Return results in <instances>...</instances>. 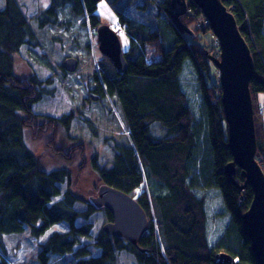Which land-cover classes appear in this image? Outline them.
<instances>
[{
    "label": "trees",
    "instance_id": "obj_1",
    "mask_svg": "<svg viewBox=\"0 0 264 264\" xmlns=\"http://www.w3.org/2000/svg\"><path fill=\"white\" fill-rule=\"evenodd\" d=\"M38 1H44L46 6H40L33 15L27 12L21 0L0 1L2 250L5 248L4 236L22 234L29 228L32 236L39 237L55 222L65 223L69 232L67 236L58 233L51 236L48 244L42 246L45 254L73 253L75 247H80L81 238H89L94 233L91 224L82 225V230L73 227L76 219L90 218L94 212L91 204H87V211L75 210L77 195L70 189L66 190L64 198L55 201L61 191L60 185L72 183L74 175L66 168L43 169L44 174H41L43 170L36 153L25 141L27 136L35 142L33 134H37L38 126H44L37 125V119L46 118L37 106L48 95L53 97L37 74V67L44 66L60 80L71 74L63 68L64 61L56 65L47 63L50 54L47 43L53 44L57 40L63 44L64 36L61 40L57 32L69 31L71 20H80V27H88L86 31L89 29L90 34L85 32L83 39L77 33L70 35L74 36L71 42L76 50L73 53L77 54L69 57H75L80 64L76 76L86 93L84 101L100 106L103 114L112 117L113 123L117 122V117L112 109L118 110L123 125L119 139L113 140L111 160L98 163V156H95L91 161L92 173L102 184L133 197L146 213L150 225L139 247L124 239L110 237L101 229L94 239L100 254L88 256L85 248H78L76 256L83 258L76 264H119L122 253L132 255L137 264H222L216 258L219 253L238 259V264H257L241 223V214L252 202V190L248 186V190L240 193L225 172L232 155L228 147L221 87L213 75L214 71L219 72L209 57L218 59L220 47L210 28H204L203 35H198L202 30L195 32L192 39L174 22L171 0L159 3L151 0L165 16L158 21L156 30L126 15L131 4L139 0H105L117 15L118 26L127 25L124 32L128 46L123 47L127 70L118 73L90 39L92 31L96 32L100 25L97 10L102 0ZM222 1L235 16L254 60L255 77L250 89L258 143L256 160L264 170V0ZM189 8L181 20H191L194 24L202 13L192 2H189ZM139 9L144 10V6ZM207 36L216 39L218 51L211 48L208 52L201 48L200 41ZM147 48L160 55V59L154 62L149 59ZM94 50L98 61L92 59ZM23 61L29 69L26 76L21 65ZM187 61L193 64L197 75L203 123L201 116L191 109L182 88L181 76ZM92 96L98 99L93 100ZM259 96H263L262 102ZM78 114L82 120L86 119L81 109ZM72 115L71 112L58 120L53 119L51 129L54 127L67 133L71 123L80 119H71ZM85 122L96 136L92 121ZM202 147L206 156L199 162ZM235 179L240 184L244 181L240 170ZM198 188L219 190L226 210L232 216V224L213 248L207 235L206 200L197 195ZM240 197H243L242 202ZM104 217L105 223L112 221L107 211ZM42 261L47 264L49 259Z\"/></svg>",
    "mask_w": 264,
    "mask_h": 264
},
{
    "label": "rangeland",
    "instance_id": "obj_2",
    "mask_svg": "<svg viewBox=\"0 0 264 264\" xmlns=\"http://www.w3.org/2000/svg\"><path fill=\"white\" fill-rule=\"evenodd\" d=\"M155 1L159 3L161 0ZM21 2H24L25 9L28 13H31V15L35 14L36 10L38 11L39 7L44 3V1L38 0H21ZM45 6L46 4L43 5V8ZM141 6H144V10L139 9ZM189 9L190 8H188V12ZM97 14L99 15L98 20L100 21V25H108L114 29L116 28L115 30L120 36L122 47L126 48L128 46L127 35L124 30H119L117 15L105 0H102L99 3ZM163 14L164 12L161 9L159 10L158 6L152 5L151 0H139L137 3L131 4V6L126 10V15L130 19L146 24L151 29L155 30L158 21L165 18ZM190 21L183 22L181 20L182 24L193 32V36L191 37L192 39L195 37V32L197 33L199 30H202V32L198 35H203L206 32V29H203L204 27H208L209 23L203 15L197 17L194 24ZM87 22V26H89V19ZM79 23H81L80 20H71L69 31L60 30L57 32V34L61 36V40L62 35L64 36L65 41L63 44L57 40H55V43L53 44L47 43L48 51L50 52L47 58V63H55L56 65L57 63H62L66 57H69L70 54H77L73 53L76 51L71 42L74 36L70 37V35L72 33H77L83 39L85 32L90 34L89 29L86 31L88 27H86V29H82ZM96 35V32L92 31L90 39L92 43L94 42L96 44L95 47L98 48ZM200 43L203 50H207L209 52L211 48H215L218 51L216 48L218 44L214 37L207 36L203 38ZM146 50L147 57L149 59H153V62L160 59V55L152 53V49L147 48ZM48 59H50V61ZM92 59L93 61L99 60L95 50L94 57L92 56ZM188 62L189 61L185 64L184 71L181 76L182 88L193 112L201 116L203 114V112H201L202 100L197 83V75L195 74L193 64ZM21 65L24 69V75H29V69L26 68L24 61ZM18 66H20V64H18ZM76 73L77 72L71 73L67 75L65 79L60 80L57 76H54V72L48 71L44 66L37 67V74L40 75L41 80H43V84L47 85V89L53 93V97L48 95L46 99L44 98L41 101V104L38 106L36 105L37 108H40V113L44 114L46 117L37 119V125L44 124V126H38L39 129H37V134H33V138L35 140L34 143L31 138L28 140L27 136L25 141L29 148L35 151V156L37 157V161L39 162L42 170L66 168L71 171L72 175H74L72 183H64L60 185L61 191H59V196L55 198V201H60L61 198H64L66 190L70 189L74 195H77V200L74 206L75 210L87 211V204H90L89 197L98 196L97 190H99V188L97 189L96 186L97 184L101 185L99 178L93 174L94 172L91 168V161L95 156H98L99 158H96L98 163H104L111 160L113 140L115 138L117 140L119 139L120 134H122L120 127H123V125L120 121V114L118 110L112 109L117 117V122L113 123L112 117L108 114H103L100 106L98 107L95 103L90 105L84 101L86 93L80 85V80L77 79ZM83 75L85 76L84 73ZM213 75L217 80V85L220 86V74L214 71ZM259 99L262 102L263 96H259ZM84 104H86L85 107ZM79 109L83 111L82 116L86 118L85 120H88L89 122L92 121L94 124V127L96 128V136L93 135V129L91 130L89 125H87L88 123L80 117L81 113L80 115L78 114ZM71 112L73 113L71 119L80 118L81 120H74L67 133H62L54 127L51 129L50 123H53V119L58 120L63 114H69ZM47 117L51 119H47ZM201 121L203 123L202 116ZM46 122L48 124H46ZM54 124L56 125V123ZM117 126L118 130H116ZM43 131H45V133H43ZM205 154L206 151H204V148L202 147L198 156L199 162L204 159L206 156ZM262 171L264 173L263 169ZM41 174H44V170ZM198 174L199 172L197 171L196 175ZM240 185L243 186L244 181ZM248 186L243 190H248ZM93 189H95L94 192H92ZM240 193H242V190ZM197 195L204 196L206 200V213L208 219L207 235L209 245L213 248L224 236L227 227L232 224V216L230 215V212L226 210L222 194L219 190H202L201 188H198ZM241 198L243 197H240V202H242ZM104 213V209L94 208V212L90 214V218L87 220L84 218L82 219L81 217L75 220L73 226L74 228H80L82 230V225L91 224L94 233H91L92 236L89 238H81L80 247H75L73 253L45 254L42 251V246L48 244V240L51 236L56 233L67 236L66 233L69 232V227L65 223H53V225L45 230V232L39 237L32 236V229L29 228H26L25 232L22 234L6 235L3 237L5 245L4 250H2L0 245V264H2V262L6 264H43L40 261L45 258L49 259L47 264H76L83 258L76 256L75 251L78 250V248H85L86 251L89 252L88 256H98L100 254V249H97L95 246L94 239L97 237L98 233L105 224ZM66 221L71 225L70 220L68 221L67 219ZM235 263L238 264L239 260L235 259ZM119 264H137V261L132 255L122 253Z\"/></svg>",
    "mask_w": 264,
    "mask_h": 264
},
{
    "label": "water",
    "instance_id": "obj_3",
    "mask_svg": "<svg viewBox=\"0 0 264 264\" xmlns=\"http://www.w3.org/2000/svg\"><path fill=\"white\" fill-rule=\"evenodd\" d=\"M189 2L194 3L208 20V27L219 43V58L209 57L220 74L221 101L228 147L232 155L225 172L230 183L239 191H244L248 185L252 188V203L241 214L242 231L251 243L257 264H264V173L256 160L258 143L250 89L255 77L253 56L233 13L222 0H171L173 20L180 30L193 36V32L181 22L188 12ZM96 32L99 51L109 59L118 73H124L127 62L117 33L108 25L98 26ZM78 64L75 57H67L62 66L67 72L73 73ZM92 99L97 100L98 97L92 96ZM237 170H241L243 186L235 179ZM102 185L97 197H89V203L112 216V221L104 224L103 233L139 247L150 225L146 213L130 195ZM216 258L222 264H236L235 259L225 253L217 254Z\"/></svg>",
    "mask_w": 264,
    "mask_h": 264
},
{
    "label": "bare ground",
    "instance_id": "obj_4",
    "mask_svg": "<svg viewBox=\"0 0 264 264\" xmlns=\"http://www.w3.org/2000/svg\"><path fill=\"white\" fill-rule=\"evenodd\" d=\"M227 7V6H226ZM141 16V15H140ZM234 16V15H233ZM235 17V16H234ZM236 19V18H235ZM126 29H127V25L126 24H122L121 26H119V30H124L125 32H126ZM116 32V31H115ZM117 33V32H116ZM117 35H118V33H117ZM119 36V35H118ZM119 38H120V36H119ZM121 40V39H120ZM102 54V53H101ZM111 63V62H110ZM78 67H79V64H78ZM77 70H78V68H77ZM76 70V71H77ZM75 71V72H76ZM75 72H73V73H75ZM68 73H70V72H68ZM54 122V121H53ZM100 181V180H99ZM101 186H103L102 185V183H101V185H99V184H97V189L98 188H100ZM95 191V189H93V191L92 192H94ZM97 191H99V190H97ZM97 197V196H96ZM85 211V210H84ZM41 263H43L44 261H40Z\"/></svg>",
    "mask_w": 264,
    "mask_h": 264
}]
</instances>
